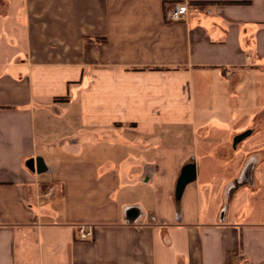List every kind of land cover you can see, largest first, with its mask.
<instances>
[{"label":"crops","instance_id":"1","mask_svg":"<svg viewBox=\"0 0 264 264\" xmlns=\"http://www.w3.org/2000/svg\"><path fill=\"white\" fill-rule=\"evenodd\" d=\"M247 203L264 0H0V264H264Z\"/></svg>","mask_w":264,"mask_h":264},{"label":"built area","instance_id":"2","mask_svg":"<svg viewBox=\"0 0 264 264\" xmlns=\"http://www.w3.org/2000/svg\"><path fill=\"white\" fill-rule=\"evenodd\" d=\"M188 5L186 2H174L170 4L165 12V20L167 22L182 21L188 14ZM53 196V188L47 187L39 194L40 198H49ZM154 220V217H152ZM95 227L92 224L80 223L76 225L75 236L80 241H90L93 239Z\"/></svg>","mask_w":264,"mask_h":264},{"label":"rangeland","instance_id":"3","mask_svg":"<svg viewBox=\"0 0 264 264\" xmlns=\"http://www.w3.org/2000/svg\"><path fill=\"white\" fill-rule=\"evenodd\" d=\"M262 121V120H261ZM252 122H256V118H254L252 120ZM235 138V137H234ZM234 138L232 139V144L230 145V151L232 153H239L240 152V148H241V143H237L236 146L237 148L233 145L234 143ZM253 202V201H252ZM255 203L252 204L251 206V203L248 205H244L242 206V209H241V212L242 214L246 213L247 216L245 218V220H247L248 222H258V221H264V208L263 210H258V212L256 211L257 208L255 207L254 205ZM254 210V211H253Z\"/></svg>","mask_w":264,"mask_h":264},{"label":"water","instance_id":"4","mask_svg":"<svg viewBox=\"0 0 264 264\" xmlns=\"http://www.w3.org/2000/svg\"><path fill=\"white\" fill-rule=\"evenodd\" d=\"M245 134L238 135L234 138V143H236L239 139H241Z\"/></svg>","mask_w":264,"mask_h":264}]
</instances>
